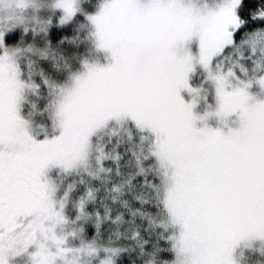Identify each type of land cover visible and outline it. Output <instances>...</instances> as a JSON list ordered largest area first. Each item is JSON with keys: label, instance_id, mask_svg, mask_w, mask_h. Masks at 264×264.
<instances>
[{"label": "snow or ice", "instance_id": "6c2138e0", "mask_svg": "<svg viewBox=\"0 0 264 264\" xmlns=\"http://www.w3.org/2000/svg\"><path fill=\"white\" fill-rule=\"evenodd\" d=\"M0 264H264V0H0Z\"/></svg>", "mask_w": 264, "mask_h": 264}]
</instances>
